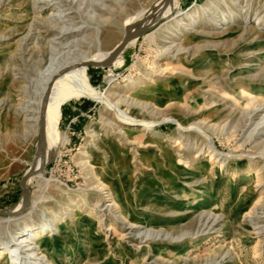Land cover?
Here are the masks:
<instances>
[{"label": "rangeland", "instance_id": "1", "mask_svg": "<svg viewBox=\"0 0 264 264\" xmlns=\"http://www.w3.org/2000/svg\"><path fill=\"white\" fill-rule=\"evenodd\" d=\"M162 1L0 0V211L20 201L34 162L39 126L20 114L49 69L109 54ZM178 12L181 28L167 21L115 66L85 67L134 125L76 91L62 99L56 151L28 181V209L0 217V245L18 249L0 264L23 251L26 229L60 219L76 246L68 262L47 243L52 264H264V0H178ZM54 129L45 126L43 163ZM67 236L49 240L63 250Z\"/></svg>", "mask_w": 264, "mask_h": 264}, {"label": "bare ground", "instance_id": "2", "mask_svg": "<svg viewBox=\"0 0 264 264\" xmlns=\"http://www.w3.org/2000/svg\"><path fill=\"white\" fill-rule=\"evenodd\" d=\"M177 5H178V0H174L175 9L177 8ZM204 11L207 15L212 14L210 9H204ZM168 13H169V9L167 10V14ZM181 15H183V13L178 12L177 16L175 18L173 17L172 19H170L172 21L170 22L171 27L169 28V30H172V28H175V27L181 28L183 25H185V22L183 21V19L178 17ZM186 17H189V18L194 17V12H191V13L189 12ZM152 18H153V16L152 17L148 16L146 18L147 20H146L145 24L143 25V27L146 26L147 24H149L151 22ZM170 20H168V21H170ZM220 20H222V23H221V21L214 22L215 27L222 25L223 23H226V22H231L232 18L231 17H225V18L220 19ZM132 29H133V27L128 29L127 31L130 32ZM151 34H149V37ZM135 41L136 40H132L128 44H132ZM121 53L116 58V60L113 64L114 66L120 61L119 57H120ZM107 55L108 54H103V55H95V56H91V57H87L84 55L81 57H77V58L68 60V61L64 62L63 64L58 65L56 67H51L47 73L43 88L41 90H39V92H38L37 100L36 101H28L27 105L22 107V112L20 114V118L22 120V123H25L26 125L28 124L29 126L34 127V128L39 126V128H40L41 120L44 121V125L46 127L55 123V129H54L55 133H54V136H53V133L51 135L53 137V138L51 137V139H52V143L54 144V147L48 145L47 151L51 152V154H50L49 158L46 161H44V163L42 160L43 158L42 159L40 158L37 161L38 165L40 164V162H42L43 167H45L46 164L50 161L51 157L54 156V154H55L56 145H57V141H58V134H59L58 124L60 121L59 120L60 119L59 118L60 103H61L63 98H65L69 94L73 93V91L78 92L83 97L92 98L98 102L106 103L110 109L117 112V115L119 118L126 121L127 123L131 122L128 124H132V125L135 124V123H133L135 121L133 119H131V117L127 116L126 114H124V112L120 111V109L116 108L114 103H111L108 101L109 96L105 92L97 91L89 85V79H88V75H87L85 67H88V64L91 62L92 63L102 62L103 60H105ZM140 126H142L143 131L149 129V125L147 123H143ZM121 133L128 135L129 131H127L125 129L124 130L121 129ZM140 133H142V132H139L137 135L139 136ZM38 134H39V130H38ZM45 150H46V142H45ZM84 163L85 162L82 161V164H84ZM245 168H244V170H245ZM22 206H23V200H20L16 204V206L14 207V212H18L22 208ZM108 206L113 207L115 209H119V213H120L119 217L122 220L126 219L124 216L123 210L120 209V205L115 199H112V203ZM194 208L195 207H192V210L190 211V213L195 211ZM69 212H74V210L69 207ZM17 215L18 214L13 215L15 217L6 216V217H11V218H6V219H8V220L15 219ZM63 220L64 219H60V225L59 226L56 225V223H55L54 225L53 224H50V225L46 224L43 227H41L40 229H35V228L26 229V232L19 239L20 244H21L20 249H22L23 251L20 250V251H18V254L12 255V258H13L12 264H21V260L19 259L20 257L18 256L21 253H27L30 258H33L35 255H40L37 259V260H39V262H36V263L34 262L32 264H45V263L46 264H52L50 259H49V256H48L49 254H48L47 250L45 249V246H47V243H50L52 245L50 248L51 252H53L56 249V250H58L59 255L65 254L66 261H68V262L71 261V259H72L71 247L76 246V244H75L76 243V236H74L72 230H69L68 228H67V230H61L62 226L65 225ZM127 222H128V220H127ZM52 225L54 227L56 226L55 230H53ZM88 226H91V225L88 224ZM114 229H115V227L113 225H110L107 230L110 232H114ZM47 231H49L50 233L51 232H54V233L50 234ZM64 231H66V235H71V236H67V242L65 244V248H63V250H62V249H58L59 243H58L56 238L50 239V240H49V238H52L51 235H54L55 233H59L60 235H63ZM92 231L93 230H88V236L89 235L92 236V234H93ZM49 234H50V236H49ZM72 241H74V242H72ZM12 247H9L7 244L0 245V261H2L6 256H8L11 253V249L12 250L14 249L13 251L18 250V249H16L17 244H15L13 248ZM36 252H38V253L36 254Z\"/></svg>", "mask_w": 264, "mask_h": 264}, {"label": "water", "instance_id": "3", "mask_svg": "<svg viewBox=\"0 0 264 264\" xmlns=\"http://www.w3.org/2000/svg\"><path fill=\"white\" fill-rule=\"evenodd\" d=\"M169 9V13L167 14V10ZM175 12L174 7V0H163L160 5L157 8V11H154L151 13V16H153L151 22L143 27V25L146 22V18H143L141 21L133 25V29L128 32L126 30L125 35L122 39V41L107 55L105 60L98 63H89L88 67H96V68H109L113 66L116 58L119 56V54L126 48L127 44L131 42L132 40H137L147 32H150L154 29H156L158 26L163 24L164 22L170 20L173 18ZM44 121L41 120L40 122V128H39V139H38V149L36 152V156L34 159V162L32 166L25 172V174L22 177L20 186H21V199L23 200V206L18 212H14V207L5 210L0 211V217H6V216H13L16 214H20L24 211H26L30 205V191L28 189V181L31 177L36 176L43 170V163L40 162V164H37V161L44 157L45 154V127H44Z\"/></svg>", "mask_w": 264, "mask_h": 264}]
</instances>
